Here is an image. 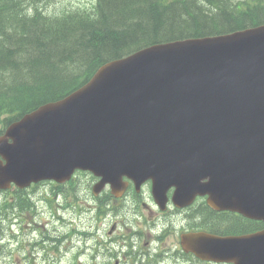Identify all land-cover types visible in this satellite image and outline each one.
<instances>
[{"label":"water","instance_id":"obj_1","mask_svg":"<svg viewBox=\"0 0 264 264\" xmlns=\"http://www.w3.org/2000/svg\"><path fill=\"white\" fill-rule=\"evenodd\" d=\"M155 87L166 97L167 110L200 99L187 107L183 127L168 122L166 110L150 99ZM115 141L124 153L119 171L107 179L122 172L146 176L159 164L173 180L186 170L197 177L195 194L211 192L214 200L215 188L224 187L234 200L238 187L244 193L229 206L264 217V25L154 43L108 61L67 97L12 124L0 138V152L19 181L59 180L89 165L110 174L115 151L106 144ZM162 143L165 151L129 159L142 145ZM175 193L185 198L182 188Z\"/></svg>","mask_w":264,"mask_h":264},{"label":"trees","instance_id":"obj_2","mask_svg":"<svg viewBox=\"0 0 264 264\" xmlns=\"http://www.w3.org/2000/svg\"><path fill=\"white\" fill-rule=\"evenodd\" d=\"M95 1L88 14L0 0V112L61 99L101 65L144 46L264 23V0Z\"/></svg>","mask_w":264,"mask_h":264},{"label":"flooded vegetation","instance_id":"obj_3","mask_svg":"<svg viewBox=\"0 0 264 264\" xmlns=\"http://www.w3.org/2000/svg\"><path fill=\"white\" fill-rule=\"evenodd\" d=\"M125 179L128 183L120 195L114 196L109 186L99 194L94 193V186L89 190L88 210L95 219L92 228H96V233L101 231L102 264H237L234 260L202 259L190 249V242L184 241L183 235L206 231L234 237L264 230L263 219L218 210L207 202V196L197 195L181 205L173 199L175 187L159 199L152 180L137 187L128 177ZM95 180L93 177L91 184Z\"/></svg>","mask_w":264,"mask_h":264},{"label":"rangeland","instance_id":"obj_4","mask_svg":"<svg viewBox=\"0 0 264 264\" xmlns=\"http://www.w3.org/2000/svg\"><path fill=\"white\" fill-rule=\"evenodd\" d=\"M94 2L95 0H45L43 4L45 9L51 13L71 10L94 13L91 9ZM5 77V82H9L7 75H5ZM85 181L88 182L89 177L86 178ZM49 189V196L53 198V200L51 202L43 200L40 203V214L37 216H30L29 214H24L21 210H14V214H11L13 216L12 221L4 217V243H1L0 250H4L5 242L12 239L14 254L10 256L8 260L11 264H22L21 250L19 249L21 247H26L28 250L31 249L35 251V253H39L40 257L38 258V262L41 264H81V262H83L82 264H102L104 260L102 259L100 251L97 253L96 259H91L94 247L97 248L99 245L98 242H100L101 233H95L94 231L96 228H94L93 233L90 232V214L88 211H82L81 213L77 212L79 200L76 198H70L68 200L70 204H68L67 208L58 209L59 201L55 200L52 189ZM84 191L90 200L88 188L85 187ZM60 199L65 203L67 202L63 197ZM58 210L60 211V217H58ZM1 213L0 211V217L2 216ZM11 222H14V224L11 225ZM10 226H12L13 232H11ZM79 229L83 230L79 231ZM44 233L52 235L62 233L63 236L61 237L60 243L66 244V248L71 250V254L61 257L60 262H56L53 256L60 254L58 250L46 252L42 248H37L36 241L41 238ZM76 252L78 254L77 257L74 256Z\"/></svg>","mask_w":264,"mask_h":264},{"label":"bare ground","instance_id":"obj_5","mask_svg":"<svg viewBox=\"0 0 264 264\" xmlns=\"http://www.w3.org/2000/svg\"><path fill=\"white\" fill-rule=\"evenodd\" d=\"M149 93L150 94H148V95H149L150 99L152 101H157L159 108L166 110V112L168 114V117H169V121L168 122H170L172 125H174L177 128L183 127V125L185 123V118L187 117V107H196V106H198L200 104V99H198V97H196V96H193L190 99H188L186 101V103L185 102L182 103V108L180 110H176V109H174L175 111L167 110V108H166L167 99L162 94L161 90L159 91L158 88L155 87V88H151L149 90ZM199 94L201 95L202 93L199 92ZM173 120L175 122H173ZM140 136H141V139H145V140L147 139L145 136H142V135H140ZM106 145L110 146V149H113V151H115V156L114 157H116L115 158V162L110 166L109 172L110 173H113L115 171L117 172V171H119V169H118V167L116 165L117 163H119L118 157H121V155L124 153V150H123L121 145H118L116 143V141L107 143ZM166 146H167V143H162V144H158V145H155V146L154 145L150 146L148 144L142 145L140 147L141 149L139 150L138 155H133L132 154L129 157V159L132 160V161L144 160V159L147 158V155H153V154L165 151ZM121 171H122V169H121ZM123 174H129V173L122 172L121 175H123ZM164 185H167V184H164ZM215 189L222 190V187L215 188ZM231 251L233 253H236L237 248H231Z\"/></svg>","mask_w":264,"mask_h":264}]
</instances>
